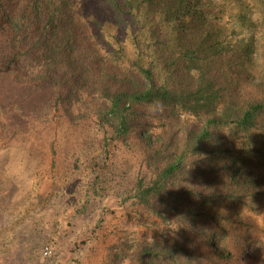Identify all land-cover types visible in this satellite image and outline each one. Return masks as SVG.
Wrapping results in <instances>:
<instances>
[{"label": "rangeland", "instance_id": "obj_1", "mask_svg": "<svg viewBox=\"0 0 264 264\" xmlns=\"http://www.w3.org/2000/svg\"><path fill=\"white\" fill-rule=\"evenodd\" d=\"M66 1L71 6L54 8L52 25L44 28L49 13L37 8L40 0H0V264H115L116 242L150 241L153 227L165 225L154 213L146 223L134 210L146 215L141 204L128 207L129 196L139 177L152 178L167 162L168 146L179 150L183 128L199 132L206 113L137 104L127 113L124 138H110L108 153L99 132L109 133L116 122L108 111L109 88L146 84L134 67L154 58L156 48L166 71L156 82L186 93L203 88L231 118L251 102H264V0ZM34 9L43 18L26 26V36L9 26L6 11ZM210 29L214 35H204ZM63 36L70 45L61 40L57 50L79 69L71 85L59 63L44 61L56 49L53 39ZM12 54L17 57L8 64ZM46 69L52 78L43 76ZM96 159L101 164L90 168ZM185 165L199 175L193 198L229 183L223 197L206 204L228 228L222 242L230 257L204 264H264V113L250 128L215 129L199 150L188 151ZM242 181L249 188L238 195ZM179 186L180 180L170 184ZM166 228L170 241L177 236L185 244L186 237L173 234L181 230L175 219Z\"/></svg>", "mask_w": 264, "mask_h": 264}, {"label": "trees", "instance_id": "obj_2", "mask_svg": "<svg viewBox=\"0 0 264 264\" xmlns=\"http://www.w3.org/2000/svg\"><path fill=\"white\" fill-rule=\"evenodd\" d=\"M107 1L110 3L119 2V0ZM139 1L147 0H136V3H140ZM183 1L185 0H177L176 3L179 5V2ZM64 4L67 8L71 6V3L66 0H54L53 2L40 0L37 8H43L49 13V16L43 22L44 28L51 27L50 17L54 8L61 9ZM167 7L169 12L173 13V8L171 9L169 5ZM35 10L25 13L29 17L22 12L14 15V12L6 11L9 26L17 32L22 31L26 36V26L33 24V21L37 22L36 19L43 18V15ZM122 14H125V12ZM203 18L206 19V16L204 15ZM69 31L67 29L66 32ZM203 31L204 35H214L212 29ZM34 39H36L35 36ZM70 39L68 36H63V39H53L52 48L56 47V49H53L54 52L51 55L46 52L44 61L48 66L59 63L58 71L65 75L67 83L71 85L79 72L78 66L71 60L69 53L57 50L58 48L62 49L61 40L68 47ZM155 52L156 56L154 58L148 59L144 63L138 61V64L134 67L137 69L135 72L138 77L142 76L147 80L146 84L132 90L128 83L115 82L116 84L109 88L107 95L111 104L108 111L116 118V122L111 123L109 133L99 130L104 140H107L102 151L108 153L109 140L124 138L123 134H125L129 125L127 113H131L137 104H157L165 109H175L188 113L205 112L207 116L202 122L199 132L189 133L183 128V135L179 136L178 139L179 145H176V147L179 146V150L168 146L165 154L167 162L160 168H155L152 178L139 177L133 186L134 193L129 196L134 197V199L128 207L134 209L135 203L141 204V208L146 211V215L138 209L134 210L141 215L146 223H149L150 215L154 213L162 218L165 225L161 229L153 227L150 241L121 239L116 242L115 246L111 247V249H115L112 250V261L115 264H204L206 259H220L222 262L227 263L230 254L226 248V243L222 240L223 236L228 233V228L219 223L213 207L206 203L215 198L223 197L224 189L229 183H220L218 187L214 185L211 192H206L199 198L191 197L192 191L190 189L193 188L196 182L193 180H196L199 175L195 174V170L187 169L185 160L188 157V151L199 150L200 143L210 137L215 129L227 124H235L243 128L252 127L255 118L264 113V102H251L242 110L241 115L237 118H231L229 114L223 113L210 103L209 99L211 97L204 94L203 88L186 93L175 89L172 84L168 85L166 80L161 83L156 82V74L165 75L166 71L165 61H161L158 57L162 54L157 48ZM16 57L17 54H12L7 60L8 64ZM43 76L52 78V74L48 69L44 71ZM127 76H130V72ZM112 77L111 74L109 79ZM104 78L107 79L106 75H104ZM146 159L148 162L153 161L154 156L149 154ZM99 164H101V160L96 159L94 163L90 164V168L94 169ZM178 180H180V186L172 190L170 184ZM248 188L249 185L245 181L237 182L234 193L242 195L248 191ZM204 218L207 221H203ZM172 219H175L181 225V230L173 232V234H182L186 237L185 244L176 240L177 236L173 238L175 240L170 241L169 238L172 232L167 230L166 225ZM152 224L155 225L156 223ZM241 224V221L237 223L238 226ZM198 227L206 230H200ZM128 245H130V250L124 247ZM143 254L150 255L146 261L141 258Z\"/></svg>", "mask_w": 264, "mask_h": 264}, {"label": "built area", "instance_id": "obj_3", "mask_svg": "<svg viewBox=\"0 0 264 264\" xmlns=\"http://www.w3.org/2000/svg\"><path fill=\"white\" fill-rule=\"evenodd\" d=\"M45 253H47V250H45Z\"/></svg>", "mask_w": 264, "mask_h": 264}]
</instances>
